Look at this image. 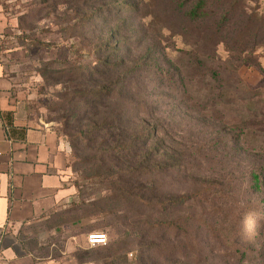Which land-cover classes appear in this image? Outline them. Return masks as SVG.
<instances>
[{"label": "rangeland", "instance_id": "obj_1", "mask_svg": "<svg viewBox=\"0 0 264 264\" xmlns=\"http://www.w3.org/2000/svg\"><path fill=\"white\" fill-rule=\"evenodd\" d=\"M0 49L18 53L29 109L56 133L71 124L65 87L77 86L58 82L61 70L73 76L81 58L132 84L131 118L163 125L173 164L134 208L71 161L69 195L20 233L40 264H264V0H0ZM225 92L236 99L224 116ZM90 233L107 243L90 246Z\"/></svg>", "mask_w": 264, "mask_h": 264}, {"label": "trees", "instance_id": "obj_2", "mask_svg": "<svg viewBox=\"0 0 264 264\" xmlns=\"http://www.w3.org/2000/svg\"><path fill=\"white\" fill-rule=\"evenodd\" d=\"M88 63L90 62H83L80 58L76 61L73 76L69 70H61L62 75L57 80L69 81L71 77V81L77 82V86L72 89L66 86L64 93L68 104H72L66 116L67 122L71 124L65 130L57 131L60 137L67 135L71 143L72 150L68 154L67 166L72 161V167L83 177L85 183L90 181L99 186L108 194L106 197L116 196L134 208L138 205L146 206L151 198L156 197V174L158 171L170 169L173 165L170 163L171 157L162 154V150L165 151V140L161 141L158 135H161L163 125L156 123L153 128L147 127V122L141 120L142 114L138 110L135 116L138 119H132L130 113L134 107L131 100L133 85L108 78L110 70L105 67L87 69ZM230 67L226 63L222 66L229 73V77L232 70ZM261 67L264 71L262 65ZM204 68L209 71V78H221V71L217 69L215 62L211 66L206 63ZM234 80H227L226 84ZM84 83L90 84L84 88ZM235 97V94L228 92L220 95L215 105L223 106L219 110L221 115L234 113L230 109ZM248 103L247 101L246 104ZM203 108L204 106L201 107ZM155 139L158 140L151 145V141ZM200 141L194 139L193 147L197 148ZM160 158L168 160L164 162L163 168L157 163ZM255 171L253 168L251 177L257 186L260 176ZM167 202L162 203L166 205ZM162 217L164 216L158 218L160 225L167 223ZM137 222L136 218L130 224Z\"/></svg>", "mask_w": 264, "mask_h": 264}, {"label": "crops", "instance_id": "obj_3", "mask_svg": "<svg viewBox=\"0 0 264 264\" xmlns=\"http://www.w3.org/2000/svg\"><path fill=\"white\" fill-rule=\"evenodd\" d=\"M17 55L0 49V264H40L20 233L69 195L70 149L30 111Z\"/></svg>", "mask_w": 264, "mask_h": 264}, {"label": "built area", "instance_id": "obj_4", "mask_svg": "<svg viewBox=\"0 0 264 264\" xmlns=\"http://www.w3.org/2000/svg\"><path fill=\"white\" fill-rule=\"evenodd\" d=\"M87 240L90 246L103 245L107 243V236L105 233H90Z\"/></svg>", "mask_w": 264, "mask_h": 264}]
</instances>
